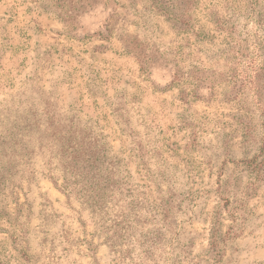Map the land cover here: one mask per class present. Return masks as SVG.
Wrapping results in <instances>:
<instances>
[{"label":"rangeland","instance_id":"374dc122","mask_svg":"<svg viewBox=\"0 0 264 264\" xmlns=\"http://www.w3.org/2000/svg\"><path fill=\"white\" fill-rule=\"evenodd\" d=\"M69 1L0 0V264H264V0H108L72 24ZM70 118L167 209L149 259L49 179Z\"/></svg>","mask_w":264,"mask_h":264},{"label":"trees","instance_id":"16d2710c","mask_svg":"<svg viewBox=\"0 0 264 264\" xmlns=\"http://www.w3.org/2000/svg\"><path fill=\"white\" fill-rule=\"evenodd\" d=\"M103 1L70 0L68 5L59 7L62 15L58 18L72 24L80 15L100 4H108V0ZM190 1L180 0V3L187 5ZM178 19L175 18L176 21ZM111 21L112 18L108 16L102 26L109 30ZM261 24L264 27V20ZM226 34L229 38L232 31L229 30ZM254 51L253 49L252 55L248 57L250 62L259 57ZM174 66L171 86L192 80V96L197 97L201 86L200 79L179 66ZM248 82L251 83L250 80ZM51 136L55 148L48 163L49 179L52 183L68 200L74 199L79 204L80 209L87 213L92 224L97 226L111 247H129L137 242L144 248V257H152L162 233L143 231L144 224L154 220L157 215L164 219L168 214L167 209L155 203L150 207L144 206L147 200L140 197L137 185L131 181V175L123 160L114 153L101 132L96 133L70 118L66 124H59ZM250 161H255V158Z\"/></svg>","mask_w":264,"mask_h":264}]
</instances>
